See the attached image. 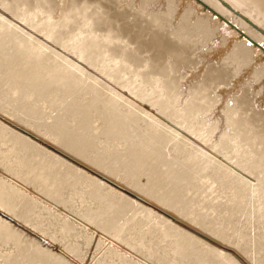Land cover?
Wrapping results in <instances>:
<instances>
[{
    "label": "bare ground",
    "instance_id": "obj_1",
    "mask_svg": "<svg viewBox=\"0 0 264 264\" xmlns=\"http://www.w3.org/2000/svg\"><path fill=\"white\" fill-rule=\"evenodd\" d=\"M150 1L168 16L155 19L120 0H0V94L6 97L0 126L24 148L15 156L0 145V264H72L61 248L85 264H264V0H137ZM128 16L138 18V30L119 24ZM205 35L220 45L232 74L248 72L250 89L182 44ZM92 69L98 72L89 75ZM51 87L61 89L65 108L49 102ZM164 115L179 125L173 135L165 131ZM26 119L44 130L30 133ZM181 135L195 147L170 173L176 159L166 146L185 148ZM111 140L126 146L119 152ZM239 160L248 166L238 171L236 193L260 197L254 208L224 201L219 179L209 173L236 171ZM119 173L128 185L121 191L113 182L116 197L103 186ZM201 174L207 176L203 199L188 191L191 177ZM76 189L96 201L86 203ZM71 200L84 211L77 204L82 213H72L77 205L70 212ZM221 207L243 217L230 222L226 234L213 220ZM102 217L114 221L99 228ZM38 218L53 225L50 241L59 239L64 248L38 239L45 226ZM27 223L36 224V236ZM204 234L212 240L206 247ZM153 237L157 242L145 248L144 239L154 243Z\"/></svg>",
    "mask_w": 264,
    "mask_h": 264
},
{
    "label": "rangeland",
    "instance_id": "obj_2",
    "mask_svg": "<svg viewBox=\"0 0 264 264\" xmlns=\"http://www.w3.org/2000/svg\"><path fill=\"white\" fill-rule=\"evenodd\" d=\"M121 2H122V5H120V6H122V7H124V6H126V7H128V10H132V11H134V10H136V9H139L140 11H145L146 10V12L148 11V13H149V15L152 17V18H155V19H157V18H160L162 15H166V16H168L167 15V13L169 14V12L168 11H166L164 8H160V6L158 5V4H156V2H154V1H150L149 3H147V4H142V2H137V0H120ZM130 8V9H129ZM133 8V9H132ZM129 17V16H128ZM126 17V18H120V21H118L119 22V24L120 23H124L125 22V24L126 25H124V24H122V26H127L128 24V26H130V27H132V26H135L134 28H136V30H138L137 28L138 27H136V26H138V24H140V21H138L137 20V22L138 23H136L135 21H136V16H133L134 18V20L132 19V21L130 20L131 18L129 17ZM132 17V16H131ZM142 17H144V16H142ZM165 17V16H164ZM128 18V19H127ZM145 18V17H144ZM144 18H142V19H144ZM168 18V17H167ZM116 19V18H115ZM114 18H112V20H115ZM138 19V18H137ZM117 20V19H116ZM145 20L147 21V20H149V18L147 17V19L145 18ZM144 20V21H145ZM148 22V21H147ZM142 23H144V22H142ZM141 23V24H142ZM121 25V24H120ZM132 25V26H131ZM144 25H145V23H144ZM144 25H142V26H144ZM161 25V24H160ZM164 26V25H163ZM130 27L127 29V30H129L130 29ZM124 28V27H123ZM134 28H133V31H134ZM124 29H126V27L124 28ZM131 30V29H130ZM163 29H160V31H162ZM132 31V30H131ZM165 30H163V32H164ZM144 33V32H143ZM142 33V34H143ZM133 34H134V32H133ZM145 36V35H144ZM142 37L143 38V40H145V37ZM148 38V37H147ZM147 38H146V40H147ZM187 39V41H189V43H186V41H184L185 43H182V44H189V45H191V46H194V48H195V50H197L198 52H200L201 54H203L204 55V57H203V55H201L202 57H203V60H204V58L206 59V61L207 62H211L212 64L211 65H213V63L215 64V66L216 67H218V65L219 66H221L222 67V69L220 70V73H221V75H227V77H229V79L231 80V81H233L232 83H235V84H237V86H241V87H244V89L246 88V89H248L249 88V86H248V83H247V80H248V78H249V74H248V72H245V73H241V72H238V73H234V74H232V70H233V68L234 67H232V66H226L225 64V62L223 61V58H221V48H220V45L219 44H216L215 42H214V37L212 36V35H205L203 38L202 37H188V38H186ZM185 45V46H186ZM188 45V46H189ZM190 47V46H189ZM145 53V52H144ZM145 55V54H144ZM165 58V57H164ZM165 60L167 61V58H165ZM162 61V60H161ZM161 61H159V62H161ZM163 61H164V59H163ZM205 61V60H204ZM49 62H51V63H54L55 62V59H51L50 58V60H49ZM165 62V61H164ZM163 62V63H164ZM167 63V62H166ZM166 63H164V64H166ZM162 64V63H161ZM206 64V63H205ZM185 68L186 69H188V67L187 66H185ZM185 69V70H186ZM190 69V68H189ZM98 72V69H92V70H89V75L90 74H93V73H95V72ZM215 74V73H214ZM232 79H231V78ZM221 86L222 85H220V88H221ZM219 88V89H220ZM223 88V87H222ZM250 89V88H249ZM7 91V93H12V91L13 90H6ZM47 94H48V98H50L49 99V102H58V103H60V104H62V108L64 107L65 108V105H64V102L65 101H63V93H62V91H61V89L60 88H55V87H51V88H49V89H47V91H45ZM226 93V92H225ZM226 94H229V93H226ZM89 95V92L88 91H85V92H83V93H81L79 96H78V98L80 99V100H83V99H85V98H87V96ZM229 95H232V94H229ZM26 97H29V101H28V104H31L32 103V106H34V107H37V104H38V102L39 101H36V98L35 97H32V99H30L31 98V95H28V96H26ZM6 97L5 96H2L1 94H0V102L1 101H3V100H6L5 99ZM10 100H12V98H10ZM15 100H18V99H15ZM8 102H5L4 103V105L5 104H7ZM247 105V104H246ZM246 105H244V106H246ZM250 106V105H249ZM263 106V105H262ZM262 106H261V108H262ZM252 107V106H251ZM250 107V108H251ZM258 107V106H257ZM51 108V107H50ZM50 108L49 107H47V112H46V117L44 118V119H46V121H49V123L50 122H52L53 121V119H54V117H53V114H50ZM248 108V107H247ZM249 108V109H250ZM255 108V107H254ZM259 108V107H258ZM245 109H246V107H245ZM257 109V108H256ZM262 109H264V106H263V108ZM51 110H52V108H51ZM251 110H253L252 108H251ZM255 112H256V110H255ZM254 112V113H255ZM250 113V111L248 112V114ZM251 115L250 116H252L253 114H252V111H251V113H250ZM254 117H257V115L256 114H254L253 115ZM262 117V116H261ZM261 117H257V119H259L260 120V118ZM263 118V117H262ZM261 118V119H262ZM19 119V117H15V118H13V120L14 121H16V120H18ZM256 119V118H255ZM256 119V120H257ZM59 120H56V122H58ZM175 119H173L172 117H170V116H166V115H164L163 116V118H162V124H164V127H165V131H167L169 134H174L173 132H172V128L173 127H179V125L178 124H175ZM261 121V120H260ZM259 121V123L261 124L262 123V121L260 122ZM25 123H26V125H28V128L30 129V133H31V131H43L44 130V126H43V124L42 123H35V122H33L32 120H30V119H26L25 120ZM142 123V122H141ZM143 124V123H142ZM259 124V125H260ZM264 124V123H263ZM0 145H2V144H6L5 146H9V148H10V150H12V151H14V155L15 156H17L18 154H19V152H23L24 151V148H23V146L20 144V142H19V139H18V137L17 136H15V135H12V131L7 127V126H4V125H1L0 126ZM180 139H181V141L182 142H184L185 144H184V147L185 148H183L182 150H180V149H178L177 147H174L173 145H168V146H166V149L169 151L170 150V152L173 154L172 156L176 159V161L175 162H173L172 164H170V173H172V172H174V171H176L179 167H181V161H183L185 158H186V156H187V151L186 150H192L194 147H195V145L193 144V143H190V142H185L184 141V138H185V136L184 135H181L180 137H179ZM49 139L53 142V143H56L57 141H58V139L56 138V137H54V136H50L49 137ZM211 143V142H210ZM210 143H208L207 145L208 146H211V144ZM111 144L119 151V152H121L125 147L124 146H126V144L125 143H123V142H117V141H114V140H111ZM97 147H98V145H97ZM99 147H100V152L102 151V153H104L105 154V156H107L108 155V149L107 148H101L102 147V144H99ZM161 147H164L165 148V145H163V143H161L160 145H158V148H161ZM93 149V148H92ZM91 149V150H92ZM95 149V148H94ZM99 149V148H98ZM98 149H97V151H98ZM93 151V150H92ZM94 152H95V150H94ZM235 152H239V150L238 149H236L235 150ZM260 158H264V155L263 154H260ZM180 160V161H179ZM247 166H248V161H245V160H239V162H238V169L236 170V171H233V172H230V173H225V172H220V171H214L213 169H210L209 170V173H211V174H213L214 176H216V178H218L219 180H218V182H217V190L219 191V193L221 194V197H222V199H224V201H227L228 203H231V204H237V206L239 207V208H249V206H250V208H254L255 206H256V204L258 203L257 201H258V199L260 198V197H258V196H256V197H252V196H247V195H245V196H237V193H236V190L238 189V187H239V182H238V178L236 179V177H237V175H238V171H241L240 169L242 168L244 171L247 169ZM119 175H120V173L119 174H116V176L115 175H113L112 177H110L112 180H111V185L113 184V182H116L117 184H120V186H122V187H120L119 186V188L121 189V191H123V190H125L124 189V187H123V185H121L123 182H124V184H125V182H127L126 183V185H128V180H126V181H124V179H122V178H125L126 179V177H122V174L120 175V177L121 178H119ZM114 178L116 179L115 181H114ZM206 179H207V176H206V174L204 175V174H201V175H193L192 177H191V180H192V187L191 188H189L188 189V191H189V193L191 194V195H195L196 196V194H198L197 196H196V198H200L201 197V199H203V197H208V195H207V192H206V190L204 189V188H201V186L204 184V182L206 181ZM83 180V179H82ZM107 181H109V179L108 180H106V182ZM229 181V182H228ZM182 182V179H180V183ZM110 182H108V184H109ZM106 185L105 186H103V188L105 187H107L108 189H112L111 191H109L110 193H111V195H115L116 197H118L119 195H120V193H119V191L120 190H118V192H117V189H119L118 188V185H116V184H113L112 186L109 184H107V183H105ZM116 185V186H115ZM115 187V188H114ZM127 187V186H126ZM125 187V188H126ZM104 188V189H105ZM105 189V190H107L108 191V189ZM78 189H81L80 188V186H78ZM78 189H76V190H74V193H75V191L79 194V195H81V194H83V195H81L82 197H84V199H83V201H86V200H90L91 198H89L88 199V195L86 194V193H81V191L79 192V190ZM123 189V190H122ZM78 190V191H77ZM117 192V194L118 195H116V192ZM70 193L72 194L73 193V191L71 192L70 191ZM81 193V194H80ZM115 193V194H114ZM198 196H200V197H198ZM255 198V199H254ZM221 199V202L223 201ZM93 199H91V201H92ZM82 201V202H83ZM90 201V204L92 203ZM96 201V200H95ZM94 200H93V202H95ZM200 201V200H199ZM198 201V202H199ZM223 201V202H224ZM236 201V202H235ZM74 203V204H73ZM85 203V202H84ZM86 203H87V201H86ZM89 203V202H88ZM71 205L70 207H69V211L71 212V211H73L74 210V207L78 204H80L79 202H75V200H71V201H69L68 202V205ZM82 205H83V203H81ZM93 204V203H92ZM77 205V206H78ZM79 206H81V205H79ZM79 206L78 207H76L75 208V210L78 208L79 209ZM200 206V205H199ZM80 208H82V210L84 211V209H85V205H83V207L81 206ZM201 209H203L204 211H209V213H211V211H210V209H207V208H201ZM1 210V209H0ZM82 210H78L77 212L76 211H73L72 213H74L75 215L80 211H82ZM1 213L3 212H5V211H3V209H2V211H0ZM80 212H79V214H80ZM82 213V212H81ZM205 213V212H204ZM5 214H7L8 215V213H5ZM212 214L214 215L213 216V220H214V222H215V225L217 226V227H219V228H223L224 229V232H225V234L226 233H228V226H229V224H230V222H234V223H236V224H238L240 221H241V219H243V217L240 219L239 217H238V215L237 214H234V215H230L229 214V212H228V210H227V208L226 207H221L220 209H218V210H216V211H212ZM44 217H46L47 219H48V217L46 216V215H43V217L42 216H40V219L42 218V220L44 219ZM50 217H52L53 218V216H51L50 215ZM49 217V218H50ZM11 218H14V217H11ZM46 218H45V221L44 222H41V220H39V218L37 219V220H35V221H39L40 222V224H42V225H45L44 226V228H47L48 229V227L50 228V226H51V228H53V225H49L48 224V222H46ZM60 218V217H59ZM61 219V218H60ZM14 221H16L17 222V219L16 218H14L13 219ZM49 220V219H48ZM47 220V221H48ZM50 221H51V219H50ZM49 221V222H50ZM114 220H112V219H108V218H104V217H102V218H100V219H98L96 222H95V225H97L99 228H104V227H108L109 225H110V223H112ZM46 223V224H45ZM115 223V222H114ZM27 224H29V223H27ZM34 225H36V224H29L28 225V227L26 226V225H23L24 227H25V229L29 232V233H31L32 234V232L34 233L33 235H35L39 230H36V227L34 226ZM46 225H48V226H46ZM41 226V225H40ZM96 226V227H97ZM33 227H35V231H33L34 230V228ZM115 227H116V231H118V228L120 227V224H119V221H116V223H115ZM43 228V229H44ZM50 228V229H51ZM39 229H40V227H39ZM42 229V227H41V229H40V232H38L37 233V236H38V239L40 240V241H43V243L45 242V244L46 245H48L49 247H51V245H52V247L51 248H55L56 249V247H55V245H57V249L56 250H60V245H61V247H65V245H63L62 246V243L60 242H58V241H60L59 239L57 240V239H55V240H57V244H54L55 243V241L54 240H52V242L50 241V237L51 236H49V235H52L53 236V233L51 234V231H52V229L50 230V232H49V230H47V229H45V232H46V230L48 231V233H46V234H48V237L47 236H45L46 234L44 233V230ZM43 231V233H41L42 231ZM247 230H249V229H247ZM111 232H112V230H111ZM110 232V230H108V233H111ZM50 233V234H49ZM38 234H40V236L38 235ZM43 234V235H42ZM45 234V235H44ZM109 235V234H108ZM36 236V235H35ZM44 238V240H41V238ZM52 238V237H51ZM47 239V240H46ZM153 240H154V243H153V241H150V239H144V241L146 242V247L145 248H151L150 246H152V245H154L156 242H157V240L155 239V237H153ZM54 241V242H53ZM164 243V241H161L160 242V246L162 245ZM212 243V240H211V238L209 237V236H207V235H203V237H202V244L206 247V246H208V245H210ZM51 244V245H50ZM60 244V245H59ZM134 245V244H133ZM14 247H15V245H14ZM137 248H142V247H137ZM228 248H230V247H228ZM65 249V248H64ZM62 249L61 248V252L64 254V251H65V254H64V256L65 257H67V259H69V260H71L70 261V263H72L73 264V261H74V264H85V263H83L82 261H80L81 263H79V259H77V260H75L76 258H74L73 256H72V258H73V260H72V258H71V255L69 254V252L65 249ZM67 255H69V256H67ZM71 259H70V258ZM25 262V261H24ZM77 262V263H76ZM14 263H16V261H14Z\"/></svg>",
    "mask_w": 264,
    "mask_h": 264
}]
</instances>
